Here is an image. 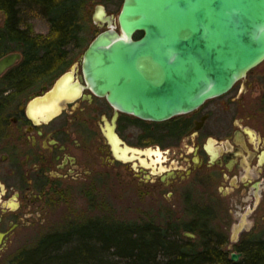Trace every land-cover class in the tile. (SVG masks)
<instances>
[{"label": "flooded vegetation", "instance_id": "af4514ba", "mask_svg": "<svg viewBox=\"0 0 264 264\" xmlns=\"http://www.w3.org/2000/svg\"><path fill=\"white\" fill-rule=\"evenodd\" d=\"M119 2L121 8L123 0ZM98 5L90 16L89 37L68 42L54 72L33 86L20 90L5 86L2 92L0 257L39 216L48 221V213L61 208L76 185L90 189L96 180L129 178L136 181L139 195L172 196L174 188L180 189L183 199L195 197L198 185L207 193L209 184L218 183L220 189L226 188L224 196L235 188L249 193L246 213L262 203L264 207V128L257 126L243 102L246 92L257 85L258 74L251 68L226 93L163 120L123 111L88 85L82 66L87 45L110 27L105 6L104 14L98 15ZM0 11L5 19L6 12ZM110 21L121 30L117 16ZM143 33L136 30L132 38ZM11 51L20 52L21 58L0 76L9 75L23 58L21 50ZM62 79L58 94L56 82ZM38 99L54 103L56 110L42 111L33 103Z\"/></svg>", "mask_w": 264, "mask_h": 264}, {"label": "water", "instance_id": "95a60500", "mask_svg": "<svg viewBox=\"0 0 264 264\" xmlns=\"http://www.w3.org/2000/svg\"><path fill=\"white\" fill-rule=\"evenodd\" d=\"M117 17L120 31L108 18L110 27L85 48V78L113 105L145 119L191 111L264 60V0H123ZM136 30L144 33L133 39ZM20 58L18 51L2 55L0 74ZM56 86L62 94L63 79ZM33 103L49 114L57 108Z\"/></svg>", "mask_w": 264, "mask_h": 264}, {"label": "trees", "instance_id": "16d2710c", "mask_svg": "<svg viewBox=\"0 0 264 264\" xmlns=\"http://www.w3.org/2000/svg\"><path fill=\"white\" fill-rule=\"evenodd\" d=\"M21 6L46 17L48 37L20 25ZM78 7L79 0H0L6 12L0 25V56L11 50L23 53L9 70L6 87L33 86L58 68L66 44L78 36ZM186 211L192 218L182 225L106 216L72 221L41 235L20 253L18 264H264V233L246 234L236 246L241 258L233 261L214 237L205 210L190 204ZM182 226L195 237H186L179 230Z\"/></svg>", "mask_w": 264, "mask_h": 264}, {"label": "rangeland", "instance_id": "374dc122", "mask_svg": "<svg viewBox=\"0 0 264 264\" xmlns=\"http://www.w3.org/2000/svg\"><path fill=\"white\" fill-rule=\"evenodd\" d=\"M119 1L79 0L77 15L80 20V29L79 35L73 42L77 43L81 39L85 41L92 32L90 16L95 5H104L108 14L117 16L120 8ZM20 17V25L23 28L43 37L50 35V24L37 9L31 10L30 7L21 6ZM3 19L4 15L0 11V25ZM71 47L76 46L71 45ZM253 72L259 76L255 82L257 85H253L250 91L246 92L243 102L246 103V111L256 118L257 126L264 128V60L253 67ZM6 75L0 76V90L6 89ZM156 166L159 167L158 164ZM156 166L152 164L155 169ZM163 167L164 164L160 165V170ZM128 180H119V182L96 180L90 189L88 186L76 185L72 195L65 199L63 206L48 213L49 222L39 216L34 224L23 230L12 247L2 251L0 264H18L20 253L34 246L41 235L54 228H63L72 221L80 222L88 216H106L123 220L135 219L152 223L182 225V223L191 221L192 215L186 211L187 205L190 204L205 210L208 222L215 231L214 237L219 239L221 248L229 256L231 252H238L236 246L246 234L264 233L263 203L251 214L246 213L250 196L248 192H242L239 188L231 189L230 193L224 196L223 191L226 188L220 189L218 183L209 184L207 193H203L204 189L198 185L195 197L183 199L182 196L180 197L181 190L175 188L172 196L167 195L166 192L160 196L139 195L136 193L138 186L136 181L132 182L129 178ZM196 194L199 197H196ZM179 230L186 237H190L185 234L190 231L184 229L183 226ZM240 258L241 256L238 259Z\"/></svg>", "mask_w": 264, "mask_h": 264}, {"label": "bare ground", "instance_id": "6f19581e", "mask_svg": "<svg viewBox=\"0 0 264 264\" xmlns=\"http://www.w3.org/2000/svg\"><path fill=\"white\" fill-rule=\"evenodd\" d=\"M55 94H56V93H55ZM55 97H56V96H55ZM49 99H51V96H50ZM48 101H49V100H48ZM35 105H36V104H35ZM30 107H31V106H30ZM40 110H41V109H40ZM40 110H39V111H40ZM156 151H157V150H155V153H156ZM143 152H144V151H143ZM152 152H153V151H152ZM150 153H151V151L149 152L148 150H146V154H148V155L150 156V155H151ZM146 154H145V155H146ZM158 154H159V153H158ZM154 155H155V154H154ZM158 156H159V155H158ZM161 156H162V154H161ZM161 156H160V157H161ZM125 157H126V156H125ZM152 157H153V156H152ZM152 157H151V158H152ZM159 159H160V158H158V160H159ZM147 160H148V159H147ZM147 160H145L144 163H145V164H148V165H151L152 162H154V161H152V160H150V162L147 161ZM156 160H157V159H156ZM143 161H144V160H143ZM155 166H156V165H155Z\"/></svg>", "mask_w": 264, "mask_h": 264}]
</instances>
